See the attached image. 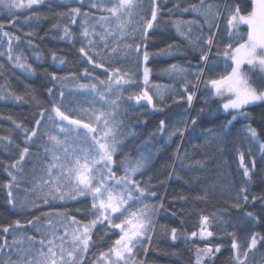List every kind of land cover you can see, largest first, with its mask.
Here are the masks:
<instances>
[{
    "label": "trees",
    "instance_id": "16d2710c",
    "mask_svg": "<svg viewBox=\"0 0 264 264\" xmlns=\"http://www.w3.org/2000/svg\"><path fill=\"white\" fill-rule=\"evenodd\" d=\"M160 2L162 11L158 16L157 26L149 32L147 50L152 54L149 61L152 69L149 86L161 87L164 94L163 103L161 104L156 97L154 99L163 111L140 107L126 99L129 93L139 91L143 87V63L142 57L138 59L136 54L125 55L121 50L116 54L111 53V48L116 46L119 39L118 34L115 39L107 38L108 48L103 47V41H100L99 36H90L86 39L81 35L85 26L83 13L89 14L87 22L89 30L91 31L94 26L97 33L104 34L103 28L96 21L100 15L106 13L92 8L90 0H83V3L81 0H51V5L46 0L44 5L34 6L32 10H16L18 22L15 26L7 24L4 31H8L10 36L20 37L19 41L12 40L13 54L21 55L24 62L31 65L33 71L29 73L15 67L14 61L8 60L6 54L0 55V93L4 90V95L0 94V97H5L0 98V137H10L13 141L7 146L4 141H0V243L5 239L11 243L14 238L19 239L25 235L35 236L38 241L42 232H36L27 224L34 216L51 213L48 218L52 220L53 226L59 229V234H63V228L57 223L56 213H67L84 221L91 218L90 197L53 201L47 205L38 201L39 208L29 207L23 210L19 207L14 208L8 203L6 185L11 180L8 170L18 159L20 150L28 146L30 155L23 162L24 178L20 187H14L12 192L17 201L35 199L31 188L43 175L46 162L43 146L48 144L47 134L58 132V129L53 128L47 121V116L53 103L60 100V92H64L62 110L73 109L72 115L88 122V114L93 110L112 109L105 105L95 92L82 89L79 85L96 84L97 88L103 91L105 85H101L99 81L108 80L110 69L120 68L133 75L136 83L124 92L125 99L120 101L116 119L123 122L125 132L130 131L135 135L124 138L115 159L118 162L125 159L135 161L141 153L148 155L150 152L149 163L134 178L142 187H148L150 191L156 193L155 197H148L144 203L149 205L163 203V208L158 209L153 217L155 229L151 234L152 240L145 242L148 251L145 253L141 249L138 259L143 260L144 264H196L198 248L218 245L220 251L205 258L203 264H237L235 252L231 247L233 239L240 245L242 255L251 237L256 234L258 243L256 248L249 252L247 264H264V240H259V237H264V200H252L253 196L264 197V153L259 146L260 143H264V104L248 106L246 109L248 118L238 117L232 125L225 127L231 116L223 112L220 108L221 101L212 96L203 83L204 80L224 71L223 58L216 56L217 47L214 46L209 52V63L215 60L217 66L213 69L205 67L200 61L199 48L189 45L179 36L173 23L176 20H196L199 26L193 25V36L201 34L207 36L209 29L204 23V17L193 12H183L185 7L198 4L199 0ZM142 3L143 8L138 10L139 15L135 17L129 30L139 26L137 22L141 15L150 16V0H142ZM205 3L219 7L223 14L217 22L218 27L211 30L215 33V43L222 48L228 43L225 22L228 6L239 3L242 11L246 12L250 11V4L247 0H205ZM177 4L179 8L174 7ZM73 7L81 8V15L76 17L75 24L70 22L68 15ZM34 12L40 18L25 22V18ZM8 19L7 10L0 7V22H6ZM65 27L72 33L70 38H62ZM134 35L136 42H140V32ZM88 39L96 41L91 54L97 62H103L104 67L98 68L89 64L80 53L79 49L82 46L87 50ZM124 42L131 43L132 40L126 38L121 44ZM169 45L178 47H173L167 54H161ZM7 48L8 38L0 34V53H7ZM96 52L100 55L96 56ZM53 53L57 60H53ZM60 59L64 60L63 64L59 62ZM173 64L184 68L187 79L196 84L194 89L191 84L189 85V89L195 91L191 106L186 101L187 93L184 92L182 80L164 71ZM201 67L203 76L197 82L194 74ZM53 73L66 79L63 82L54 81L51 78ZM262 77L264 76L259 78ZM256 85L261 87L259 84ZM49 89L54 95L49 94ZM6 93L22 96L23 100L15 101L6 96ZM182 96L185 98L182 99ZM42 110L47 111L45 120L38 129L35 143L26 145L24 133L15 127L13 121L31 130L35 127V121L39 119ZM193 118L197 119L195 126L190 124ZM161 120L165 121L163 133L158 131ZM185 124L189 127L183 137L173 135L171 139L168 138L169 132L176 128H184ZM249 125L257 130L259 143L248 137L246 128ZM208 129H212L214 135H209ZM83 133L84 130L81 129L82 136ZM60 135L63 138V134ZM16 145H19V148ZM239 152L245 154V164L250 168L251 162L255 161L251 181L243 176ZM197 161L200 163L197 164ZM116 171L118 176L123 175V168L119 167V163ZM242 187L247 188L245 194L249 197L248 202L238 200ZM237 203L240 207L234 206ZM249 212L252 213V217L247 215ZM204 216L209 217V230L213 232V236L208 240H202L199 236L189 239L191 232L199 231ZM16 220H20L24 227L15 230L10 228L8 233H4L3 228L9 225L14 228ZM40 224L45 226L47 220L42 218ZM171 228L177 229L178 238L175 241L170 236ZM116 231L106 233L105 229L98 225L93 234L94 245L85 255L83 264H94L99 253L106 251L118 238ZM3 258L4 254L0 253V259Z\"/></svg>",
    "mask_w": 264,
    "mask_h": 264
},
{
    "label": "snow or ice",
    "instance_id": "6c2138e0",
    "mask_svg": "<svg viewBox=\"0 0 264 264\" xmlns=\"http://www.w3.org/2000/svg\"><path fill=\"white\" fill-rule=\"evenodd\" d=\"M46 0H0V7L7 10L9 19L6 22H0V34L8 38L7 55L8 60L14 61V66L24 69L26 72H32L31 65L24 62L21 55L13 54L12 40L19 41V36H10L8 31H4L7 24L15 26L18 22L16 10H32L34 6L44 5ZM51 5V0H47ZM250 4V11H242L240 4L228 6V12L225 17L228 43L221 48L215 43V33L211 30L218 27V20L223 15L219 7L212 4H206L205 0H199L198 4H191L183 9V12H193L198 16L204 17V23L207 24L209 34L207 36H193V25L199 26L196 20L183 21L176 20L174 25L176 32L187 43L193 47L199 48L200 61L205 67L213 69L217 66V61L209 63V52L215 46L217 47L216 56L223 58L224 71L218 73L215 77H210L203 81L208 92L221 101L220 108L224 113L231 116L225 127L232 125L238 117L248 118L246 109L248 106L255 104H264V87H258L253 80V75L264 76V0H247ZM83 3V0H81ZM150 16L141 15L138 27H132L135 17L143 8L142 0H90V6L106 15H100L96 23L104 31L101 35L95 31V27L89 30L87 26L89 14L83 13L85 18L84 27L81 35L84 38L90 36H99L103 41V47L108 48V37L119 39L116 46L111 48V53L116 54L118 50L124 51L125 55L136 54L138 59L142 57L143 63V87L139 91L131 92L127 95L128 101H133L140 107H150L154 111H163V108L156 102L154 97L163 103L164 94L159 85H150V75L152 72L149 66L151 53L147 50V38L150 30L157 26L158 16L162 11L160 0H150ZM179 8V5H174ZM171 11V10H170ZM63 15V14H60ZM70 22L75 24L76 17L81 15V8L73 7L68 14ZM40 17L37 13L25 18V22L38 20ZM114 25V27L110 26ZM244 26V29H242ZM54 27H59L54 25ZM201 33H202V26ZM140 32L139 40L136 42L134 33ZM62 38H70L72 33L67 27L63 29ZM32 33H28L31 35ZM126 38H131L132 42L127 43ZM96 46L94 39H88V47L82 46L79 51L87 59L89 64L95 67H104L103 62H97L91 50ZM178 45H169L168 49L162 50L161 54L167 52ZM143 49V51H141ZM96 56L100 53L96 52ZM38 58V57H37ZM53 60H57L55 53L52 55ZM61 64L64 63L60 59ZM106 71H109L106 69ZM170 76H178L182 80L184 92L187 93L186 101L191 106L195 97V91L189 89L196 84L187 79L186 70L178 65H171L164 70ZM87 75V70L85 71ZM197 82L203 76V67L195 74ZM52 80L63 82L66 78L57 77L54 73ZM105 85L103 91L97 88L96 84H81L82 89H90L95 92L105 105L112 110L104 109L93 110L88 114V122L72 115L73 109L62 110L64 92H60V100L53 103L51 112L47 116V121L51 126L58 129L56 134H47L48 144L44 145L46 162L43 167V175L32 186L31 192L35 199L31 201H17L13 197L12 189L19 188L23 180L24 167L23 162L30 155L28 146L23 147L19 152L18 159L9 166L8 175L11 180L6 185L8 189V203L14 208L19 207L21 210L39 208L40 203L49 204L53 201L76 200L79 197H90L91 207L89 209L90 219L84 221L77 219L67 213H56L57 223L63 228V234H59V229L53 226L52 220L49 219L52 214H42L34 216L27 221L28 225L38 233L42 232L41 238L37 241L35 236H22L19 239H13L11 243L5 239L0 243V253L4 254L0 259V264H83L85 255L93 247V234L97 226H102L106 233L116 231L117 239L107 248L106 251L99 253L94 264H144L143 260L138 259V253L141 249L146 253L145 242L152 240V233L155 229L153 217L158 209L163 208V203L159 205H149L144 203L148 197H155L156 193L142 187L134 178L138 172L147 166L151 159V153L148 155L141 153L135 161L125 159L117 161L115 159L117 152L123 145L126 136H134L133 132H125L122 121L116 119V110L120 107V101L125 99L124 92L135 85L134 76L120 68L110 69L108 80L99 81ZM154 90V91H153ZM49 94L54 95L51 89ZM15 101H22L23 97L13 93H6ZM115 96V99L110 97ZM5 98V97H0ZM182 99L185 97H181ZM143 102V103H142ZM45 111L39 114V119L35 121V127L31 130L25 128L23 124L13 121L15 127L24 133V143H35L38 135V129L45 120ZM54 114V115H53ZM66 122V123H65ZM192 126L197 124V119L190 121ZM189 127L185 124L184 128L173 129L168 134L171 139L173 135L183 137L184 132ZM81 129L86 130L81 134ZM159 132L165 131V121L159 122ZM209 135H214L212 129L207 130ZM246 133L252 140L259 143L258 132L251 125L247 126ZM63 134V138L61 135ZM5 146L11 145L13 141L10 137H0ZM147 144V142H145ZM260 150L264 153V143H260ZM19 148V145H16ZM239 163L243 169V176L249 181L252 178V172L255 169V161L251 162V168L245 164V154L239 152ZM123 168V175L118 176L116 166ZM197 164L200 162L197 161ZM27 191V190H26ZM241 195L238 200L242 199L248 202L249 197L247 188L242 187ZM203 198V197H201ZM264 200V197L253 196L252 200ZM38 201L40 203H38ZM235 207H240L237 203ZM252 217V213H247ZM47 220V224L42 226L41 219ZM12 225L3 228L4 233H8L10 228L13 230L23 228L20 220ZM164 231H168L164 229ZM170 236L175 241L177 229H170ZM206 240L213 236L209 230V217L204 216L201 219L199 231L190 233L189 239L196 238ZM264 240V237H259ZM258 235L251 237L247 248L241 255L240 245L235 239L232 242V249L235 252L237 264H247L249 252L256 248ZM37 244L39 247H37ZM220 247L206 245L202 249H197L196 264H203L207 257H211L214 252H219Z\"/></svg>",
    "mask_w": 264,
    "mask_h": 264
},
{
    "label": "rangeland",
    "instance_id": "374dc122",
    "mask_svg": "<svg viewBox=\"0 0 264 264\" xmlns=\"http://www.w3.org/2000/svg\"><path fill=\"white\" fill-rule=\"evenodd\" d=\"M260 77V76H259ZM259 77H254L253 76V80H254V82L256 83V84H259L261 87H264V77H262V79L261 78H259ZM1 95H4V90L3 91H1V93H0ZM84 132H86V130H84ZM210 238V237H209ZM208 238V239H209ZM208 239H206V240H208Z\"/></svg>",
    "mask_w": 264,
    "mask_h": 264
}]
</instances>
